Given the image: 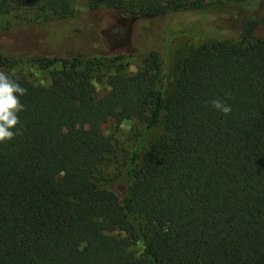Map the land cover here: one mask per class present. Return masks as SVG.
<instances>
[{
    "label": "trees",
    "instance_id": "obj_1",
    "mask_svg": "<svg viewBox=\"0 0 264 264\" xmlns=\"http://www.w3.org/2000/svg\"><path fill=\"white\" fill-rule=\"evenodd\" d=\"M79 1L0 0V71L27 60L51 78L7 73L27 93L22 134L0 144V264H264V0H86L85 13ZM247 2L262 13L231 8ZM223 9L239 22L235 36L203 27ZM104 11L190 14L207 40L181 53L172 82L159 53L127 73L122 60L144 49H95ZM111 118L145 129L105 175Z\"/></svg>",
    "mask_w": 264,
    "mask_h": 264
},
{
    "label": "rangeland",
    "instance_id": "obj_2",
    "mask_svg": "<svg viewBox=\"0 0 264 264\" xmlns=\"http://www.w3.org/2000/svg\"><path fill=\"white\" fill-rule=\"evenodd\" d=\"M212 2L213 0H206ZM253 2H247L241 5H232L235 12L245 14L246 12L261 14L260 6H253ZM257 7V8H256ZM79 13L88 11L86 0H80L77 4ZM220 15L209 14L201 18L203 27L207 28L208 33L216 35L235 36L237 34L238 23L233 17V11L230 9L221 10ZM196 17L190 14H180L178 16H168L164 19L143 20L136 17L134 13L128 11H104L102 12L97 27L92 30L97 31L98 40L95 49L106 46L108 48H119L122 52H138L142 47L144 52L126 57L122 62L126 65L127 73H136L144 65V59L151 53H159L165 69L169 74V82L175 77L177 60L184 50L192 46H197L207 40L206 36L197 34L191 30L196 23ZM238 19V18H237ZM11 23L17 22V18H11ZM86 21H82L81 27L85 26ZM217 23V24H215ZM5 25V21H0V28ZM173 25V26H171ZM217 25V26H215ZM173 27V33L168 34L167 29ZM91 30V31H92ZM88 39L93 37L88 34ZM85 40V39H84ZM139 47V48H138ZM80 48H86V44L82 42ZM60 67V64L58 65ZM3 72L14 74H23L29 80L35 83L49 85L51 78L46 71H43L27 60L17 62L13 67L2 70ZM97 93L103 96L109 89L106 84L97 83ZM105 134L111 136L115 145V152L107 165L103 167V174L113 175L120 170L128 161L132 149L136 146L145 129V124L141 121L131 120L121 124L116 123L114 119H109L103 124ZM163 133L161 127L153 129L148 137L146 145L159 138ZM131 249L141 253L143 248L139 242H134Z\"/></svg>",
    "mask_w": 264,
    "mask_h": 264
},
{
    "label": "clouds",
    "instance_id": "obj_3",
    "mask_svg": "<svg viewBox=\"0 0 264 264\" xmlns=\"http://www.w3.org/2000/svg\"><path fill=\"white\" fill-rule=\"evenodd\" d=\"M26 93L27 89L21 86L17 78L0 71V144L10 142L16 135L22 134L17 127L20 123L18 114L24 111L20 97ZM210 104L224 115H229L232 111L231 107L221 99H213Z\"/></svg>",
    "mask_w": 264,
    "mask_h": 264
}]
</instances>
